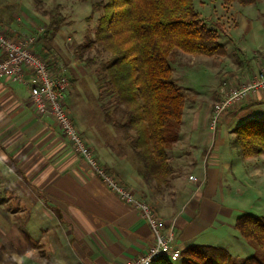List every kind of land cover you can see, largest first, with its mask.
<instances>
[{
	"label": "crops",
	"instance_id": "0c3cea01",
	"mask_svg": "<svg viewBox=\"0 0 264 264\" xmlns=\"http://www.w3.org/2000/svg\"><path fill=\"white\" fill-rule=\"evenodd\" d=\"M242 5L253 16L244 23L254 26L238 45L252 53L247 59L255 52L264 55L258 37L264 13L251 11L256 2ZM0 26L13 39L25 30L3 16ZM263 93L258 99L264 100ZM248 106L242 113L258 105ZM183 117L176 148L165 150L171 173L163 184H148L138 173L142 166L120 163L91 124L81 129L78 116L73 120L99 161L159 213L179 250L207 244L238 258L253 254L255 248L234 224L243 212L264 215V188L257 183L264 172L255 155L243 157L231 146L234 133L226 124L209 143L207 116L194 114L188 128ZM174 164H187L190 170L172 172ZM0 177V264H127L154 241L138 211L92 172L52 119L35 112L27 86L7 76H0Z\"/></svg>",
	"mask_w": 264,
	"mask_h": 264
},
{
	"label": "trees",
	"instance_id": "16d2710c",
	"mask_svg": "<svg viewBox=\"0 0 264 264\" xmlns=\"http://www.w3.org/2000/svg\"><path fill=\"white\" fill-rule=\"evenodd\" d=\"M223 1L249 4L256 0ZM91 9L102 14L94 37H87L82 46L108 56L106 90L115 94L117 111L132 121L131 141L143 163L138 173L148 184L153 180L163 184L171 173L164 133L170 121L181 122L187 96L173 80L170 57L175 50L191 55L223 53L217 32L202 21L194 0H98ZM67 23L61 6L55 4L48 11L45 32H58ZM137 116L145 125L146 145ZM233 133L231 146L243 157L264 154V120H240ZM234 227L262 254L256 251L237 261L224 247L191 244L180 250L179 264H264V215L243 212Z\"/></svg>",
	"mask_w": 264,
	"mask_h": 264
},
{
	"label": "rangeland",
	"instance_id": "374dc122",
	"mask_svg": "<svg viewBox=\"0 0 264 264\" xmlns=\"http://www.w3.org/2000/svg\"><path fill=\"white\" fill-rule=\"evenodd\" d=\"M94 1L98 0H0V16L16 22L25 29L24 32H18L19 36H15L18 39L23 36H35L31 43L33 50L47 61L53 74L64 73L68 78L65 102L70 114L75 119L78 116L76 123L79 127L84 129L91 124L94 133L107 143V151L120 157V163L131 160L138 167H143V163L138 158L137 148L131 141L132 135H135L131 129L132 121L124 118L117 111L115 94L106 90L104 63L108 60V56L97 53L94 48L82 46L87 37H94L97 19L102 14V12L92 13L91 3ZM255 2L256 5L252 6L251 11L259 10L264 13V0ZM55 4L61 6V12L68 23L58 32L47 33L45 26L48 22V11ZM242 6L237 1L225 3L223 0H194V8L202 21L216 30L223 53L207 56L191 55L175 50L170 57L173 80L187 94L183 110L184 124L188 128V122L194 114L207 116L209 120L207 119L205 128L211 127L209 143L212 142V134L220 128V124H226L225 127L230 130L236 127L240 120H264V100L258 99L259 91L252 99L235 106L237 108L225 110L215 124H212V116L210 118L215 104L228 88L236 85L247 73L257 71L264 66L262 53L255 52L253 57L247 59L251 52L247 50L249 53L245 54L238 45L252 32L254 26L253 23L248 25L244 23L245 18L253 16L247 12L249 7ZM262 27L264 28V24ZM40 28H43L42 31H39ZM258 37L264 44L262 29L258 30ZM57 68L58 71H55ZM253 104L258 106H253L242 113V109ZM231 113L233 114L228 122L222 123L221 119ZM48 118L51 120L50 117ZM181 123L182 121L177 125L178 123L170 121L167 125L164 135L169 149L176 148L175 141L178 139ZM137 124L140 128V136L146 145L147 132L144 122L138 116ZM175 135L177 138L173 140ZM185 151L191 154L190 150L185 149ZM254 157L257 159L259 169L264 172V154ZM189 170L187 164H174L172 168V172L180 171L184 174ZM263 179L264 176L257 177V183L262 188H264ZM261 201L264 203V199ZM253 247L259 252L258 254H262L254 244ZM241 259L235 257L237 261Z\"/></svg>",
	"mask_w": 264,
	"mask_h": 264
},
{
	"label": "built area",
	"instance_id": "2783aa9c",
	"mask_svg": "<svg viewBox=\"0 0 264 264\" xmlns=\"http://www.w3.org/2000/svg\"><path fill=\"white\" fill-rule=\"evenodd\" d=\"M34 39L35 36L13 39L0 28V76L11 77L25 84L35 112L53 119L70 142L73 151L92 172L117 197L137 210L139 216L148 223L154 235L152 245L127 264H153L158 258H167L171 263L178 262L180 250L173 245L172 234L164 230L159 213L99 161L87 140L79 132L65 102L69 80L64 73L55 75L50 71L47 61L31 47ZM261 90H264V66L247 73L236 85L224 92L222 98L215 104L213 113L211 112L212 124L218 121L225 110L253 98Z\"/></svg>",
	"mask_w": 264,
	"mask_h": 264
}]
</instances>
